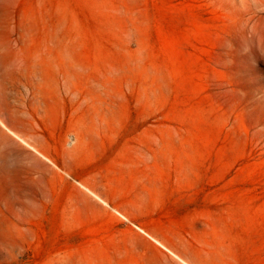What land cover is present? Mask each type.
<instances>
[{
	"label": "rangeland",
	"instance_id": "1",
	"mask_svg": "<svg viewBox=\"0 0 264 264\" xmlns=\"http://www.w3.org/2000/svg\"><path fill=\"white\" fill-rule=\"evenodd\" d=\"M0 264H264V0H0Z\"/></svg>",
	"mask_w": 264,
	"mask_h": 264
},
{
	"label": "bare ground",
	"instance_id": "2",
	"mask_svg": "<svg viewBox=\"0 0 264 264\" xmlns=\"http://www.w3.org/2000/svg\"><path fill=\"white\" fill-rule=\"evenodd\" d=\"M118 214V213H117Z\"/></svg>",
	"mask_w": 264,
	"mask_h": 264
}]
</instances>
